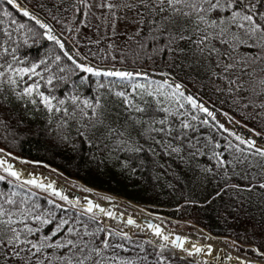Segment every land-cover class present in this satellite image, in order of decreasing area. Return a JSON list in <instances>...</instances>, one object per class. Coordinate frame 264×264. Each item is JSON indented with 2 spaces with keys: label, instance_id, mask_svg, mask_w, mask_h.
Returning a JSON list of instances; mask_svg holds the SVG:
<instances>
[{
  "label": "snow or ice",
  "instance_id": "1",
  "mask_svg": "<svg viewBox=\"0 0 264 264\" xmlns=\"http://www.w3.org/2000/svg\"><path fill=\"white\" fill-rule=\"evenodd\" d=\"M4 4L0 264H173L185 254L209 264L203 257L213 252L212 244L194 242L162 222L125 219L123 212L17 167L50 168L8 146L37 118L61 142L75 147L79 139L101 152L100 163L115 160L135 171L130 160L151 154L163 161L164 175L169 161L176 162L193 181L216 182L215 196L231 190L237 204L264 211V0H51V7L37 0L35 7L46 10L58 29L20 0ZM82 28L92 34L82 35ZM34 46L46 53L32 56ZM250 247L264 258L260 247Z\"/></svg>",
  "mask_w": 264,
  "mask_h": 264
},
{
  "label": "trees",
  "instance_id": "2",
  "mask_svg": "<svg viewBox=\"0 0 264 264\" xmlns=\"http://www.w3.org/2000/svg\"><path fill=\"white\" fill-rule=\"evenodd\" d=\"M22 1L30 9H35L37 13L43 15L57 29L60 27L51 20L46 10L35 7L37 0ZM41 2L51 7V0H41ZM3 6H6L4 0H0V7ZM55 11L53 9V13ZM60 15L65 14L60 13ZM17 18L28 22L22 15H18ZM92 23L97 21L93 19ZM81 34L92 33L89 29L82 28ZM101 35H103L102 31ZM45 53L46 49L43 46H34L30 49L32 56ZM221 107L231 111L227 104ZM232 114L237 121L242 120L241 115ZM244 123L256 127L257 131L262 130L261 125L255 121L245 120ZM28 127L31 131L25 133L18 143L8 145L16 155L29 161H42L50 165L62 172L72 184L79 181L95 190L144 205L151 212L164 213L177 221L176 224L168 222L170 227L192 231L196 225L215 236L229 237L240 244V253L260 259L255 257L251 249H246L255 245L264 251V211L261 210L260 205L237 204L231 190L229 194L222 193L221 196H215L216 182L212 179L193 181L190 176L180 171L176 162L169 161L170 171L164 175L159 167V164L163 163L162 160H154L151 154L140 153L130 160L131 168L135 171L129 168L122 169L115 160L100 163L103 154L79 139L73 142L75 147L61 142L45 129L42 118L28 121ZM3 146L5 143L0 140V147ZM120 156L123 159L124 154ZM173 173H179V178ZM191 261L193 259L187 257L174 260L173 264H190Z\"/></svg>",
  "mask_w": 264,
  "mask_h": 264
},
{
  "label": "rangeland",
  "instance_id": "3",
  "mask_svg": "<svg viewBox=\"0 0 264 264\" xmlns=\"http://www.w3.org/2000/svg\"><path fill=\"white\" fill-rule=\"evenodd\" d=\"M221 120H224L226 118L219 117ZM236 130L238 132H241L242 134H245L247 132L246 129H241L239 125H236ZM259 139V138H257ZM17 166L20 168L25 169L26 171H32L34 170L36 174H43L44 176L56 181L59 186H62L67 193L73 195V196H89L93 195L95 199L98 202L102 203H111L112 204V210L116 212H123L125 213V218H127L128 215H132L134 218H140L144 216V211L152 213L153 215H158L162 218V220H159L160 223L162 222L164 226L170 230L175 231L176 233L188 235L192 241L199 242L201 245L204 244H212L213 245V252L211 256H204L203 258H206L209 262V264H239L236 257L244 258H253L249 254L246 253H240L239 251V245L238 243L233 244V240L228 237H222V236H213V238L209 237V233L206 232L204 229L194 226V229L192 231L180 228V227H170L168 226V222H172L174 224L177 223L176 220L170 218L164 213H154L151 212L147 207L141 204H136L129 202L127 200H124L122 198H119L115 195H111L109 193L103 192V191H97V192H85L82 190L83 188L87 187L86 185L80 183L79 181H75L74 184H68L66 181V178L62 175H58L60 173L52 172L50 168H43L41 165H34V164H19L17 163ZM89 188V187H88ZM91 189V188H90ZM93 189V188H92ZM103 197H112L113 199L111 201L102 199ZM109 223H112L113 226H116L115 221H109ZM122 227V226H121ZM125 231H131L128 228L124 229ZM133 233L136 232L135 230L132 231ZM231 256L232 259H228V257ZM185 257L187 258V255L185 254ZM193 260L197 261L198 264H202V257L200 255L191 257ZM255 259V258H253ZM261 261V264H264V258L259 259Z\"/></svg>",
  "mask_w": 264,
  "mask_h": 264
},
{
  "label": "bare ground",
  "instance_id": "4",
  "mask_svg": "<svg viewBox=\"0 0 264 264\" xmlns=\"http://www.w3.org/2000/svg\"><path fill=\"white\" fill-rule=\"evenodd\" d=\"M20 2L25 6V7H28L22 0H20ZM29 8V7H28ZM37 14V13H36ZM37 15H39V14H37ZM18 167V166H17ZM20 168V167H19ZM58 185V184H57ZM85 188H88V187H85ZM64 190H68V189H64ZM93 192V191H92ZM105 207H112V204L111 203H105V204H103ZM149 212H145L144 211V216H143V219H151V220H154L155 222H157V223H160V221L159 220H157L156 219V217L158 216V215H152V216H148L147 214H148ZM126 219V218H125ZM137 221L138 222H141L142 220H140V219H137ZM129 230H131V231H137V229H135V228H128ZM209 237H211V238H213L211 235H209Z\"/></svg>",
  "mask_w": 264,
  "mask_h": 264
},
{
  "label": "water",
  "instance_id": "5",
  "mask_svg": "<svg viewBox=\"0 0 264 264\" xmlns=\"http://www.w3.org/2000/svg\"><path fill=\"white\" fill-rule=\"evenodd\" d=\"M42 19H45L43 16H41V15H39ZM47 20V19H46ZM48 21V20H47ZM49 22V21H48ZM259 140V139H258ZM89 198H91V197H89ZM92 199V198H91ZM94 200V199H93ZM135 219H138V218H135ZM140 220H144L143 218H141ZM149 220H151V219H149ZM153 222H155L154 220H152Z\"/></svg>",
  "mask_w": 264,
  "mask_h": 264
}]
</instances>
